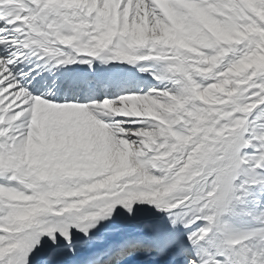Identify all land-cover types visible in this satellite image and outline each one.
I'll use <instances>...</instances> for the list:
<instances>
[{
	"label": "snow or ice",
	"instance_id": "snow-or-ice-1",
	"mask_svg": "<svg viewBox=\"0 0 264 264\" xmlns=\"http://www.w3.org/2000/svg\"><path fill=\"white\" fill-rule=\"evenodd\" d=\"M0 264H264V0H0Z\"/></svg>",
	"mask_w": 264,
	"mask_h": 264
}]
</instances>
